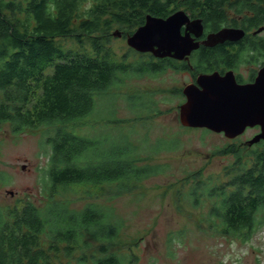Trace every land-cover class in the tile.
<instances>
[{"label": "trees", "instance_id": "trees-1", "mask_svg": "<svg viewBox=\"0 0 264 264\" xmlns=\"http://www.w3.org/2000/svg\"><path fill=\"white\" fill-rule=\"evenodd\" d=\"M181 7L202 18L207 30L264 26V0H0V128L39 133L48 156L45 203L0 204V264L134 263L132 244L122 239L124 218L99 197L109 192L116 199L165 173L168 164L152 159L175 149V141L163 147L167 138L153 142L149 132L139 144L118 131L92 136L91 116L109 119L106 125L115 130L119 123L149 119L147 105L154 102L143 92L131 102L134 117L116 116L121 87L127 79L154 75L164 60L132 47L118 56L107 42L116 26L133 33L147 14L166 17ZM69 39L72 47L62 42ZM249 45L264 58V42ZM103 99L109 102L106 117L99 108ZM143 143L157 146L155 152H142ZM231 150L232 163L216 174L205 168L188 174L175 195L208 209L213 234L245 241L264 228V139L246 151ZM79 201L85 204L74 207Z\"/></svg>", "mask_w": 264, "mask_h": 264}, {"label": "rangeland", "instance_id": "rangeland-1", "mask_svg": "<svg viewBox=\"0 0 264 264\" xmlns=\"http://www.w3.org/2000/svg\"><path fill=\"white\" fill-rule=\"evenodd\" d=\"M117 30L123 36L114 35ZM111 32L107 46L118 56L133 50L127 43L125 29L116 26ZM260 36H264V32ZM62 42L66 46L74 45L70 39ZM182 83L183 76L173 70L159 76L148 74L126 80L121 87L123 95L116 116L121 121L134 117L131 102L139 99L135 96L137 93L143 92L148 93L144 100L151 96L154 102L152 106L147 105L149 119L119 123L115 130L106 125L109 119H101L96 114L91 116L96 122V126L89 129L92 136L118 131L139 144L149 132L153 142L167 138L163 147L175 141V149L163 150L152 159V162L168 164L169 170L146 179L141 188L116 199H111L109 192L99 198L103 203L114 204L124 218L122 239L132 244L133 264H264V228L250 240L223 238L209 228L206 207L194 208L184 194L175 195L177 186L188 174L204 168L206 174H216L225 164L232 163L236 158L232 146L240 147L241 151L255 147L248 142L260 131L259 127H252L231 139L223 132L183 126L179 118L182 98L174 95L176 86ZM142 100L139 102H144ZM108 105V101L101 100L99 108L101 112L106 110L104 117L110 113V109H106ZM156 147L143 143L141 151L155 152ZM47 164V150L41 147L39 133L14 134L8 125L0 128V204L9 206L31 200L42 206L46 201L42 173ZM84 204L85 201H79L73 205L80 208Z\"/></svg>", "mask_w": 264, "mask_h": 264}, {"label": "water", "instance_id": "water-1", "mask_svg": "<svg viewBox=\"0 0 264 264\" xmlns=\"http://www.w3.org/2000/svg\"><path fill=\"white\" fill-rule=\"evenodd\" d=\"M186 25L183 32V26ZM203 30L202 18L191 21L183 9L166 18L149 13L144 24L127 34V43L139 52H150L159 58L172 56L183 59L199 46L191 32L199 35ZM262 30L264 27L258 28L256 32ZM244 34V29L224 27L210 33L205 44L214 45L227 39L240 38ZM114 35L122 36V32L117 30ZM232 81H209L204 90L188 86L185 92L189 100L180 107V122L186 127L223 132L231 139L242 134L248 126L259 125L260 132L248 142L253 145L264 139V67L254 83L240 85L233 78Z\"/></svg>", "mask_w": 264, "mask_h": 264}, {"label": "flooded vegetation", "instance_id": "flooded-vegetation-1", "mask_svg": "<svg viewBox=\"0 0 264 264\" xmlns=\"http://www.w3.org/2000/svg\"><path fill=\"white\" fill-rule=\"evenodd\" d=\"M186 12L188 13L191 21L200 18L193 16L188 11ZM172 13H170L168 16H170ZM186 27L187 25L183 26V32L185 31ZM224 27L241 28L245 30V34L240 38L227 39L222 42H218L214 45L205 44V41L208 40V35L210 33L217 32L218 30ZM245 27L224 25L218 30H207L204 25V30L202 34L197 35L196 33L191 32L192 38L196 43L199 44V46L198 48L191 51V53L185 56L183 59H179L172 56L159 58L151 53L156 58L155 62L158 63L161 60H164L165 63V66H161L162 68L159 67L160 69H156L159 70L154 73V76L162 75L165 72H168L169 70L178 72L183 76V83L179 86L177 85L174 90V95L181 96L182 98V102L179 107H181L189 100V95L185 92V89L188 86H191L193 89L196 90H204L206 88L205 85L208 84L209 81L215 83H231L233 82V78L235 79L236 83L240 85L254 83L256 81L260 70L264 67V58H262L263 55L259 56L254 49H249L245 47L250 46L249 43L251 41L264 42V36H260L261 33L264 32V30H262L261 32H256L258 28H253L249 30ZM242 48L245 49L241 50ZM246 54L248 55V57L244 56ZM208 55H210V57ZM212 55L215 56V59H212ZM228 75H231V77H228ZM221 80H224V82H222ZM254 127L260 128L259 125ZM249 128L252 127L248 126L245 131L237 137L243 135Z\"/></svg>", "mask_w": 264, "mask_h": 264}]
</instances>
